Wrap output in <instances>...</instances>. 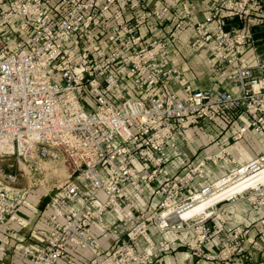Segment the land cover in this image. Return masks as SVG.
<instances>
[{
  "label": "built area",
  "instance_id": "1",
  "mask_svg": "<svg viewBox=\"0 0 264 264\" xmlns=\"http://www.w3.org/2000/svg\"><path fill=\"white\" fill-rule=\"evenodd\" d=\"M164 1L161 9L130 18L144 0H0V161L13 158L23 170L54 177L58 168L51 165L61 164L65 173L52 184L39 181L50 193L46 240L19 264H58L76 247L89 252L87 264H160L161 254L174 246L168 233L191 255L219 264H231L245 251L249 229L237 225L221 233L219 205L209 215H175L217 180L194 187L204 161L185 163L181 173L154 181L166 146L176 147L173 127L183 130L241 108L251 126L261 129L264 76L254 70L264 72V64L236 63L238 49L255 42L248 18L261 0H211L197 21L194 0H182L183 17L175 22L178 30L193 29L192 49L208 48L213 80L226 72L234 92L193 88L171 62V30L141 33L149 19L162 21L179 0ZM261 166L264 153L226 175ZM20 176L0 166V226L30 191L15 186ZM239 196L260 208L264 227V183ZM111 209L120 216L117 228L104 217ZM93 224L116 244L101 249ZM211 236L215 256L206 249ZM8 242L0 235V254Z\"/></svg>",
  "mask_w": 264,
  "mask_h": 264
},
{
  "label": "crops",
  "instance_id": "2",
  "mask_svg": "<svg viewBox=\"0 0 264 264\" xmlns=\"http://www.w3.org/2000/svg\"><path fill=\"white\" fill-rule=\"evenodd\" d=\"M164 0H144V6L129 13V17L139 14L143 9H161ZM195 11L193 20H202L206 15L207 0H194ZM183 1L179 0L170 7L162 21L149 19L140 31L146 35L160 34L162 30H171L168 47L171 62L177 65L196 89H211L234 92L236 84L228 80L226 72L213 80L212 65L207 62L209 50L206 46L192 49L191 42L195 37L193 29L178 30L175 22L183 17ZM261 8L252 12L248 18L250 30L255 42L253 45H244L238 49L236 63L241 66L264 64V0ZM229 24L240 26L242 23L230 19ZM213 27V23L210 24ZM255 76H264V72L254 70ZM170 87L176 90L171 82ZM132 92V90H131ZM176 147L166 146V156L155 184L177 174L185 169V163L196 165L204 161V175L197 178L194 187L198 188L218 179L238 166H242L251 159L264 153V121L261 129L255 130L250 124L248 115L241 109L229 111L212 120L203 119L186 129L173 127ZM41 188L31 190L25 201L16 209L12 216L0 226V235L8 238L5 250L0 254V264H19L24 259V253L42 244L46 240V220L49 210L45 203L47 197ZM151 203H156L155 196L147 195ZM100 196L98 199H101ZM228 201V202H227ZM223 220L217 222L218 230L225 233L234 226L247 227L249 239L243 253L236 256L231 264H264V227L259 223L260 208L239 194L218 204ZM105 220L117 228L120 223L119 214L111 209L105 215ZM93 232L98 239L101 249H108L116 244L109 233L93 224ZM166 237L174 242L173 248L161 254L160 264H219L216 259L205 260L191 255L180 243L178 236L172 233ZM156 238V237H155ZM207 251L215 256L217 240L211 236L206 242ZM89 252L76 247L60 258L58 264H87Z\"/></svg>",
  "mask_w": 264,
  "mask_h": 264
},
{
  "label": "bare ground",
  "instance_id": "3",
  "mask_svg": "<svg viewBox=\"0 0 264 264\" xmlns=\"http://www.w3.org/2000/svg\"><path fill=\"white\" fill-rule=\"evenodd\" d=\"M262 183H264V166L244 174L236 171L234 174L224 175L218 178L212 187L204 193H197L193 202L176 211L175 215L178 218H187L196 214H212L217 204Z\"/></svg>",
  "mask_w": 264,
  "mask_h": 264
},
{
  "label": "rangeland",
  "instance_id": "4",
  "mask_svg": "<svg viewBox=\"0 0 264 264\" xmlns=\"http://www.w3.org/2000/svg\"><path fill=\"white\" fill-rule=\"evenodd\" d=\"M211 0H207V2H209ZM206 2V3H207ZM144 5V4H143ZM17 26V23H15V27ZM48 71L53 75L54 78L57 77L53 67H50L48 69ZM51 163H48V165H50ZM0 166L2 167L3 170H5L6 172H16L21 174L18 182L16 183L15 186H19V187H23V186H30V191L35 189V188H41L44 191H46L44 189V187L42 185L39 184V181H43L46 180L47 182L49 181L50 184L54 183L56 178H62L64 176V168L62 167L61 164H56V165H51L52 168L57 166V176H50L48 173H45V171H42L41 173L38 171H34L33 169H31L30 171H28V169H22V165L19 166L16 161H14L13 158L11 159H4L3 161H0ZM25 171V173L23 172ZM23 174V175H22ZM60 174V175H59ZM31 181L32 183L28 181ZM29 191V192H30ZM46 194H44V197H47V200L49 199V195L50 193H48L47 191L45 192ZM28 195V194H27ZM27 197V196H26ZM25 201V200H24ZM218 205V204H217Z\"/></svg>",
  "mask_w": 264,
  "mask_h": 264
}]
</instances>
